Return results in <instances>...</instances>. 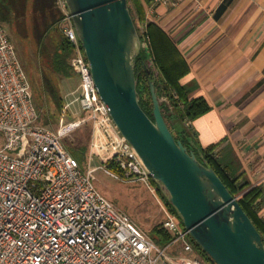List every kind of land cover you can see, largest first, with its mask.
I'll return each mask as SVG.
<instances>
[{
	"label": "built area",
	"instance_id": "obj_1",
	"mask_svg": "<svg viewBox=\"0 0 264 264\" xmlns=\"http://www.w3.org/2000/svg\"><path fill=\"white\" fill-rule=\"evenodd\" d=\"M171 2L152 0L148 9ZM58 5L72 48L69 65L80 78L84 115L57 130L38 122L29 79L0 25V264H209L195 252L175 214L164 209L160 227L170 240L161 246V238L150 237L97 192L96 168L83 172L65 148L63 138L90 122L93 135L100 130L105 137L91 140V156L106 153V161L114 159L124 171L123 176L108 174L157 190L110 119L64 1Z\"/></svg>",
	"mask_w": 264,
	"mask_h": 264
},
{
	"label": "water",
	"instance_id": "obj_2",
	"mask_svg": "<svg viewBox=\"0 0 264 264\" xmlns=\"http://www.w3.org/2000/svg\"><path fill=\"white\" fill-rule=\"evenodd\" d=\"M63 1L110 119L191 240L214 264H264V236L208 164L187 123L171 107L167 123L161 102L166 106L169 102L158 97L156 78L149 81L153 119L142 108L137 60L144 56L150 62V53L135 25L129 0ZM150 68L151 62L145 66L147 72Z\"/></svg>",
	"mask_w": 264,
	"mask_h": 264
},
{
	"label": "crops",
	"instance_id": "obj_3",
	"mask_svg": "<svg viewBox=\"0 0 264 264\" xmlns=\"http://www.w3.org/2000/svg\"><path fill=\"white\" fill-rule=\"evenodd\" d=\"M224 1L172 0L168 6L154 5L151 20L189 65L180 84L192 90V98L202 96L211 106L187 122L198 144L206 149L220 143L215 153L264 190V0H234L217 18ZM80 92L79 87L66 95L79 94L64 102V111L79 103ZM258 206L264 219V193Z\"/></svg>",
	"mask_w": 264,
	"mask_h": 264
},
{
	"label": "trees",
	"instance_id": "obj_4",
	"mask_svg": "<svg viewBox=\"0 0 264 264\" xmlns=\"http://www.w3.org/2000/svg\"><path fill=\"white\" fill-rule=\"evenodd\" d=\"M233 1L225 0L218 8L216 17H221ZM151 4L152 0H129L135 25L141 37L148 40L152 64V68L147 72L145 66L150 62L144 56H140L137 60L136 77L140 103L145 112L153 119L149 81H154L156 78L154 85L158 97H165L169 102L167 106L165 102H161V109L167 123L171 116L170 107L174 114L187 123L209 112L211 106L202 96L192 98V90L180 84V80L189 72V65L164 29L155 21L147 18L146 8ZM62 17L58 0H0L1 25L16 26L26 35L27 24L30 23L31 35L36 41L37 55L41 61L44 94L50 97L61 110L64 101L60 91V81L74 75L69 65L72 48L65 38L63 30L60 27L57 28ZM51 75L57 78L56 81ZM176 139L181 140L185 146L187 145L182 136H177ZM219 145L220 143L206 149L201 148L204 158L230 193L237 198L257 230L264 236V219L259 216L260 207L258 206V201L262 198L264 190L252 185L244 179L243 174H238L235 168L224 162L215 153V149ZM69 150L79 164L78 155H82L83 150ZM105 165L106 170L123 176V169L114 159L108 160ZM151 183L155 186L152 179ZM159 194L161 195L160 192ZM163 200L167 210L174 214L172 207L164 198ZM154 231L159 235L161 241L170 240V236L161 227H155ZM193 244L200 250V255L206 262L214 264L198 245L194 242Z\"/></svg>",
	"mask_w": 264,
	"mask_h": 264
},
{
	"label": "rangeland",
	"instance_id": "obj_5",
	"mask_svg": "<svg viewBox=\"0 0 264 264\" xmlns=\"http://www.w3.org/2000/svg\"><path fill=\"white\" fill-rule=\"evenodd\" d=\"M147 18L153 19L154 12L146 8ZM153 12V13H152ZM1 25V23H0ZM64 25L63 20L57 25V28L62 29ZM7 32L10 42L15 48L18 60L26 71L27 77L30 82L31 91L33 95L34 105L38 111V122L45 127L57 130L61 124H67L71 121H79L84 115L80 109L79 103H74L68 106V111L61 110L57 107L55 102L50 97L44 94L42 85L41 61L37 55V44L34 37L31 35L30 23L27 24V34L24 35L21 29L16 26L1 25ZM150 64V63H149ZM54 81L56 77L51 75ZM80 87V78L74 74L70 78H65L61 81L60 88L65 96L63 100L69 103L71 99L79 94L66 96L68 93L75 92ZM64 108V105H63ZM91 128L92 124L88 122L80 126L76 130L69 133L63 138V144L70 153V150H83V154L78 155L80 168L83 172L88 169L96 168L94 172V186L99 194L113 203L118 209L126 213L138 226L153 239H159V235L154 231L155 227H160L165 219L164 209L166 208L163 197L159 194L158 190L152 192L148 186L143 182H132L122 178H116L108 174L106 171L107 154L103 156H91L90 143H91ZM192 131V130H191ZM177 137V133H174ZM96 142L105 140L104 135L100 130H96ZM3 145V136L0 133V147ZM13 155L15 153H12ZM177 222L181 229L184 226L180 220ZM190 241L191 238H189ZM165 242L161 241L160 245L163 246ZM197 254L200 250L194 246Z\"/></svg>",
	"mask_w": 264,
	"mask_h": 264
}]
</instances>
